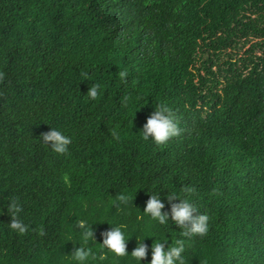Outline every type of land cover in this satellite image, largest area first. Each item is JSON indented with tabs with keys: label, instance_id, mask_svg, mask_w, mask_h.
<instances>
[{
	"label": "trees",
	"instance_id": "obj_1",
	"mask_svg": "<svg viewBox=\"0 0 264 264\" xmlns=\"http://www.w3.org/2000/svg\"><path fill=\"white\" fill-rule=\"evenodd\" d=\"M161 103L180 128L162 146L140 133ZM51 126L67 156L41 142ZM183 187L203 238L171 220ZM157 193L164 225L142 213ZM81 220L124 225L129 255L101 248L107 222L85 241ZM149 234L144 264L161 238L184 240L186 264H264V0H0V264H78L79 246L87 264H136Z\"/></svg>",
	"mask_w": 264,
	"mask_h": 264
},
{
	"label": "clouds",
	"instance_id": "obj_2",
	"mask_svg": "<svg viewBox=\"0 0 264 264\" xmlns=\"http://www.w3.org/2000/svg\"><path fill=\"white\" fill-rule=\"evenodd\" d=\"M84 78L87 80L88 74L84 73ZM120 77L123 78L126 73L120 72ZM100 85L93 83L86 95L95 100L99 95ZM142 139L144 141H153L157 145H165L172 138L177 137L180 134V128L171 115L170 109L167 104H159L155 110L147 118L146 123L143 124L140 131ZM112 135L115 139H119V132L113 131ZM41 142L48 146L52 152L57 155L67 156L69 153V146L72 143V138L66 135L61 130L52 127L50 131L42 134ZM65 185H69L71 182L70 175L65 173L61 177ZM194 190L190 187H183L180 192L175 189L168 194L169 201L178 200V203L172 205L171 208V220L182 229V235L184 237H205L210 231V216L205 213L196 214L199 212V208L191 201L190 194ZM131 196L127 190L116 195V200L120 204L127 205ZM164 204L159 194H150V198L147 200L142 213L148 216L154 221H158L159 224L164 225L169 221V214L162 212ZM8 212L11 213V223L9 227L11 230L25 234L28 231L29 226L20 220L19 213L23 211L22 205L18 202V199L10 200L8 206ZM107 222L110 225L109 230L102 233V242L99 243L101 248H106L114 256L123 257L129 255L127 251V242L130 238L125 235L124 225L112 227L108 220L102 222H96L89 225L86 221L81 220L75 227L79 230L82 229V236L85 241L91 239L95 240L93 234V225ZM43 233L41 232V235ZM145 238H152L149 234L142 237L139 244L131 251V257L136 261V264H144L146 257L149 254V246L145 245L143 241ZM167 240L161 238L159 241L151 244V259L149 264H186L185 258V242L182 239H177L175 243L169 244L165 248ZM72 259L78 262V264H87L88 261L96 259V253L93 249L84 246L75 248L72 253ZM99 259H105V254L100 253Z\"/></svg>",
	"mask_w": 264,
	"mask_h": 264
}]
</instances>
